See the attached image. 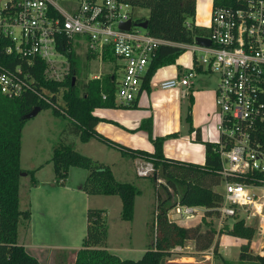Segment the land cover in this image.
Listing matches in <instances>:
<instances>
[{"label":"trees","instance_id":"1","mask_svg":"<svg viewBox=\"0 0 264 264\" xmlns=\"http://www.w3.org/2000/svg\"><path fill=\"white\" fill-rule=\"evenodd\" d=\"M120 1L130 5L134 12L146 10L147 16L139 17L136 22L146 21L148 34L172 44L161 46L157 50L148 66L143 88L149 87L152 77L159 69L175 63L185 50L182 45H192L196 37L210 35L208 28L195 25L196 0ZM252 1L257 0H212V12L221 7L245 8ZM60 50L63 51L61 48ZM64 54L70 61V72L73 73L76 55L71 50ZM34 64L30 71L36 80L38 92L49 95L54 106L32 94H24L18 99L0 96V264H40L17 243L19 224L30 218L29 211L19 209V180L21 174L25 173L31 178V187H35V174L42 167L25 172L20 168L22 129L29 121L26 116L37 107L41 111L51 110L53 116L66 120L69 123L68 132L78 137L80 142L88 143L95 139L117 150L123 158L149 161L154 167V173L149 177L155 192L154 217L149 226L153 246L138 260L121 259L107 250L105 211L90 209L86 212V235L81 247L74 253L73 264H165L167 259L178 254L173 251L176 247L183 248L187 242H194L196 249L205 251L210 248L214 236L222 234L244 241L239 246V263L264 264V256L249 252L255 230L247 226L243 219L235 218L231 225L226 224L220 230L213 228L212 223L207 221L208 218L217 216L216 209L221 202V193L214 188L225 180L219 150L224 143V151H229L232 146L229 141L222 135L215 143L197 139L205 149L203 165L167 159L163 154L165 138L150 137L153 153L121 146L96 131L101 120L93 115L96 109L115 107L117 82L114 73L103 79L91 80L78 90L72 78L64 83L46 80L44 64L38 60ZM197 72H200L199 69ZM60 90H63L61 102L57 103L56 93ZM187 120L191 121L190 114L187 115ZM250 144L264 152V121L255 125ZM49 163L53 168L55 183L59 186L66 181L70 168L85 170L87 175L81 187L82 192L87 196H117L121 201L120 220L133 221L135 199L141 192L133 184L118 182L109 165L83 156L62 142L53 146ZM160 178L165 184L159 183ZM227 180L246 183L248 178L231 176ZM170 190L176 197L174 201ZM176 204L204 208L206 213L200 225L206 227L205 231L200 230V225L183 227L170 220L168 212ZM202 240L206 241L199 245ZM224 264L230 263L224 261Z\"/></svg>","mask_w":264,"mask_h":264},{"label":"built area","instance_id":"2","mask_svg":"<svg viewBox=\"0 0 264 264\" xmlns=\"http://www.w3.org/2000/svg\"><path fill=\"white\" fill-rule=\"evenodd\" d=\"M133 14V8L120 0H0V96L18 99L32 94L54 106L38 92L30 68L38 60L46 75L68 62L65 51L84 49L90 56L109 53L118 61L123 74L115 99L125 106L132 104L157 50L172 45L138 27L140 22ZM129 20L128 31L119 29ZM208 29L210 35L204 38L210 40V47L181 46L200 53L193 68L179 79L162 82L160 88L189 87L197 69L217 77L218 133L232 144L229 151H224V143L220 145L225 186L217 218L221 226L235 218L257 217L264 233V152L250 144L255 125L264 121V0L249 2L241 9H215ZM153 173L149 161L135 168L138 178ZM231 176L248 181L230 182L227 178ZM205 213L204 208L176 204L168 217L187 227L198 218L200 222ZM173 251L180 253L182 248Z\"/></svg>","mask_w":264,"mask_h":264},{"label":"rangeland","instance_id":"3","mask_svg":"<svg viewBox=\"0 0 264 264\" xmlns=\"http://www.w3.org/2000/svg\"><path fill=\"white\" fill-rule=\"evenodd\" d=\"M147 14L148 12L146 10H135L133 18L136 20L141 16L146 17ZM208 26H210V16ZM73 52L76 55L73 67L74 75L70 72L71 64L70 61H68L63 65L58 64L57 68L49 71L48 74L45 75V78L59 83H64L68 78H72L74 84H76V87L80 90L82 86L91 81L92 78L97 77V79H103L114 73L116 75V86L118 85L122 77V72L119 69L120 64H118V61L113 58L111 54L104 53L103 55L89 58V54H87L84 49L73 50ZM190 57L199 60L201 55L200 53H193L191 50L185 49L183 54L179 56L182 60ZM168 67L169 66H165V69ZM62 91L63 90H60L56 93L58 98L57 103L61 102L60 97ZM47 98L49 99V95H47ZM52 118L53 115L51 110L40 111L24 125L21 133L20 156V168L23 172L33 171L46 161H49L53 151L52 145H56L60 141L62 142L63 138L57 136V134L59 132L61 133V130L65 128L66 122L60 117L55 119ZM64 131L65 130H63V132ZM63 141L62 143L74 149V145L70 144L71 142L67 144V140L63 139ZM92 155L97 157L96 153ZM51 166L52 165H49L47 168L43 169L39 177L35 175V178L39 181V187L36 190H32V192L29 191L31 190L30 176L26 175L25 177H20L19 209L21 211L31 212L32 219L30 225L29 223L25 224L26 221L19 224L17 242L19 245L23 242L34 245L35 247L31 246L33 251L30 253L40 264H73L75 253H73V251L75 250L72 247L79 245L86 235V224L83 220L85 213L83 211L85 210H83L84 207L82 208V204H85V202L77 201L78 199H76L73 206L70 204H58L55 198L52 199L47 194L50 192V188L48 187L53 180L52 177L54 174ZM74 179L73 181L76 185L77 178L75 177ZM224 186V182H221L214 190L222 194L224 192ZM171 191L172 190H170V193ZM159 192L160 194L163 193L161 189H159ZM151 195H153L152 191ZM97 198L102 202L97 203V208L89 207L87 210L105 209L102 211H105L106 224L109 226L108 240L110 245H113V248H115L116 244L120 245L123 250H125V248H131V246L132 248L139 249L143 244L148 242L146 223L150 221H146V218L151 215L150 210L152 209V205L148 199V192H146L145 195L143 194V197L137 199L134 206V212L136 207V214L134 213L133 221L127 223L120 221L118 205L115 206L113 202L109 201L111 200L110 198H112V200H117L119 202L120 199L117 196H99ZM91 200L95 199L91 198ZM89 204L90 203L87 202L85 205ZM207 221L211 222L213 228H217V230L226 224L231 225L232 223V221L229 220L227 223L225 222L220 226L216 215L208 218ZM194 222L192 224H194ZM200 222L197 225H200ZM260 223V218L257 217L245 220V224L253 227L255 230L249 252L253 255L264 256V233L260 230ZM205 229L206 227L204 225H200V230L202 232H204ZM205 241L206 240H202L199 245H203ZM243 242V240L241 241V239L227 234L215 235L210 248L205 251L196 249L194 242H187L182 248V252H180L182 254L178 253L173 255L167 259L165 264H169L171 261H173L172 264H178L175 260L181 261V259L185 260L179 264H224V261H228L230 264H253L239 263V246L242 245ZM209 253H213L212 256H208ZM116 255L121 259L131 260H138L141 257L139 252H134L132 250L129 252H117Z\"/></svg>","mask_w":264,"mask_h":264},{"label":"crops","instance_id":"4","mask_svg":"<svg viewBox=\"0 0 264 264\" xmlns=\"http://www.w3.org/2000/svg\"><path fill=\"white\" fill-rule=\"evenodd\" d=\"M211 11L212 0H196L195 25L209 28L208 24L209 16L211 18ZM177 59L175 63L168 68L165 69V67H163L159 69V72L157 71L152 77L149 87L143 88L142 86L139 95L132 104L125 106L115 101L116 105L114 108L96 109L93 115L101 120L96 126V131L121 146L145 151L147 153H153L154 151L150 137L165 138L163 143V154L167 159L203 165L205 162V149L204 145L197 141V139H200L202 142L210 143H215L219 139L218 126L220 120L215 102V90L218 79L215 76L196 71V76L191 80V85L189 87L178 86L173 90H162L160 88L162 82L179 79L181 75L193 68V57L185 58L184 60H182V58ZM119 69L122 72V69ZM188 114L191 116L190 122L187 120ZM53 118L55 119L57 117L53 116ZM63 121L66 122V126L63 129L65 131L63 132V130H61V133L59 132L57 136H61L64 140H67V144L71 142L70 144L74 145V150L77 153L109 165L118 182L133 184L140 190L141 194L136 197L134 206L137 199L143 197V194L145 195L146 192H148V199L152 205V209L150 210L151 215L147 217L148 219L146 218V221H150L146 223L148 242L143 244L139 249L132 248L131 246V248H125V250H123L120 245L116 244L115 248H113V245H110L108 240L109 232L107 233L106 242L107 250L111 253L116 254L117 252H129L132 250L134 252H139L142 257L144 252L149 247L153 246V235L149 231V226L153 221L155 207V192L150 178H138L135 174V168L140 165L143 160L123 158L117 150L109 148L95 139H91L88 143H82L78 137L68 132L69 123L66 120ZM173 135L176 136L171 137ZM63 139L62 142H64ZM95 153L97 157L92 155ZM49 165H51L49 161L40 165L39 167H42L35 175L39 177L43 169L47 168ZM86 175L87 172L85 170L70 168L66 181L62 186H59L54 185L56 183L53 174V180L48 187L50 188V192L47 193L52 199L55 198L58 204H70L73 206L76 199H78L77 201H84L85 204L87 202L90 203L89 205L82 204V208L84 207L83 210H85L83 211L85 212L83 218L85 224L87 208H97V203L102 202L97 198L99 196H87L82 192L81 187ZM75 177L77 178L76 185L73 181ZM161 182H163V180L160 178L159 183ZM38 187L39 181L37 180V185L35 187H30L31 190L29 191L32 192V190H36ZM151 191L153 195H151ZM90 197L95 200H91ZM171 197L173 201L176 199L173 191H171ZM110 199L109 201L113 202L115 206L118 205L120 212L121 201L118 202L117 200H112V198ZM134 213L136 214V207ZM31 219L32 214L30 212V218L25 224L29 223L30 225ZM198 223L199 221H196L189 226H195ZM107 228L109 231L108 225ZM83 239L79 245L72 247L75 251L81 247ZM20 246H23L26 251L32 255L30 253L33 251L31 246L34 245L23 242ZM75 251H73V253ZM184 260L185 259H181V261L175 260V262L179 264L180 262H184ZM172 262L173 261L169 264H172Z\"/></svg>","mask_w":264,"mask_h":264},{"label":"water","instance_id":"5","mask_svg":"<svg viewBox=\"0 0 264 264\" xmlns=\"http://www.w3.org/2000/svg\"><path fill=\"white\" fill-rule=\"evenodd\" d=\"M138 27L146 30L147 29V22L146 21H143V22H140V23H137L136 24ZM131 27V21H127L126 23H123V24H120L119 26V29H121L122 31H128ZM194 43L197 45V46H202V47H210L211 45V42L209 39L207 38H204V37H196L195 40H194ZM40 108H35L31 113H29L27 116H26V119L30 120L32 118H34L39 112H40ZM22 177H25L26 174L25 173H22L21 174ZM163 184V182H161Z\"/></svg>","mask_w":264,"mask_h":264}]
</instances>
